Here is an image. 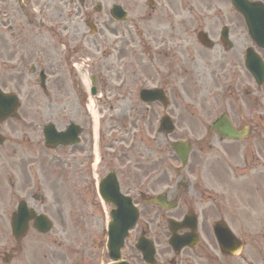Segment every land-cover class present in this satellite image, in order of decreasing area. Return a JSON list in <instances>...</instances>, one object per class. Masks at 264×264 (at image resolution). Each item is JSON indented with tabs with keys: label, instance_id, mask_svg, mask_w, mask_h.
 <instances>
[{
	"label": "flooded vegetation",
	"instance_id": "af4514ba",
	"mask_svg": "<svg viewBox=\"0 0 264 264\" xmlns=\"http://www.w3.org/2000/svg\"><path fill=\"white\" fill-rule=\"evenodd\" d=\"M215 8L216 4L212 0H190L187 3L184 0H0V90L31 91L36 86L39 88V84L30 77L36 76L38 68L44 66L45 74L53 76L52 80L47 81L48 87L52 92L61 91L60 79L57 78L61 73V64L56 60L60 54L57 51V39L63 37L65 49L69 50L68 60L81 58V44H87L90 29L95 32L100 80L104 83V73L114 68L121 71L127 65L133 73L141 69L151 71V77L141 79L135 76V82L160 79L172 91L178 90L180 74L195 76V89L198 92L199 87L202 92L206 91L211 82L218 86L222 80L232 79L237 87L233 89L234 96L240 99L248 94L246 30L230 17L211 18L210 12ZM224 28H227L231 46L222 42ZM202 32L212 41L209 48L191 43L193 36L197 40ZM60 107L62 105L51 99L49 114L58 118ZM63 108L64 112L67 110L70 114H80L72 110L71 105L63 104ZM188 120L192 119L185 117L184 121ZM7 124L6 121H0V186L10 187L13 190L11 197L22 199L25 188L37 176L34 169L38 163L37 158L29 154V149L20 147V143L9 144ZM80 145L64 150L65 169L72 177L66 183L67 189L74 199L82 198L83 191L80 188L87 181L86 169H79L83 162L77 155L84 151ZM256 145H264L262 135L257 138ZM262 161L263 156L259 154L257 167L261 169L255 175L259 206L256 254L250 253L251 258L245 257L242 261L223 256L215 243L213 226L220 220H216L222 211L220 205L199 195L198 185L184 183L183 174L177 170L164 168V164L147 167L145 192L152 196L165 194L168 200H177V213L171 218L181 224L191 215L196 221L198 232H202L210 243V249L201 245L196 248L185 247L178 255L169 254L158 243L164 250V258L157 264H264ZM121 176H125V173L121 172ZM245 178L249 180L247 174ZM47 189L55 191L48 185ZM0 198L6 199L7 196ZM31 198L44 202L38 193ZM188 232L187 228L179 229L180 236ZM245 232L246 228L240 230L242 235Z\"/></svg>",
	"mask_w": 264,
	"mask_h": 264
},
{
	"label": "rangeland",
	"instance_id": "374dc122",
	"mask_svg": "<svg viewBox=\"0 0 264 264\" xmlns=\"http://www.w3.org/2000/svg\"><path fill=\"white\" fill-rule=\"evenodd\" d=\"M215 2H216V4H219V5L224 4V3L226 5L228 3V0H215ZM221 6H224V5H221ZM85 59H86L87 63H89V64L91 63V57L90 56H87ZM94 63H95V61H94ZM115 77L117 79L120 78L119 75H115ZM178 86H181V88H183L184 81L183 80L180 81L178 83ZM70 90L71 91H69L68 93H70V95L74 96V91H72V89H70ZM65 93L67 94V92H65ZM20 94L22 97L23 105H24L23 110L25 109V114L28 115L26 117V121L27 122L33 121V125L37 129L39 126V122L45 121L46 117L48 115V112L43 109V107L48 104V98H45L42 95V93H39V92L22 91ZM174 94H175L176 98L179 99V97L177 96V93H174ZM29 95H31V98L28 99ZM133 100H134V98H133ZM97 101L98 100H95V111L98 112V116L99 115L100 116L105 115L104 113L106 111L107 105L104 104V102L102 100L101 101L103 103H98ZM111 106H112L111 110H113V108L117 107L118 109H116L115 111H119L121 115H122V113H125V115H122L123 116L122 120L119 122L120 133L124 132L125 127L128 128L129 126L132 129L133 128H136L138 130L142 129V125L139 122H136L135 126H131L130 122L127 120L131 116V114L132 115L140 114L139 108H135L134 109L135 111L132 112L133 109L130 106H128V104L125 101L113 102V104H111ZM175 106H176V102H174V100H173V106L169 109L168 112L170 113L172 110L173 115H175V116H177L178 113H180L182 120H184L185 117L189 116L188 113H184L181 108H180L181 110L179 111V108H176ZM208 107H209V105L206 104V106L203 108V111H201L197 115H199V116L205 115V112L208 110ZM206 108H207V110H206ZM73 110L76 113H78L75 108ZM109 113H111V112H109ZM108 115L111 116L112 114H108ZM147 115L148 114H146V116ZM150 115L152 116L154 122H156L158 119H160L164 115V113L162 112L161 108H159L158 106H155L154 109L151 111ZM210 115H211V113H210ZM78 116L79 115H74L73 117L78 119ZM205 116H207V115H205ZM105 119L103 120V124L106 123V122H104ZM52 121H54V120H52ZM56 121H54V122L56 124H58L59 127L64 125V123H62L63 120L60 119V117H58V120L56 119ZM184 122L189 124L190 128L192 129V133H195L198 136L204 134L203 129L197 125L198 123L194 122L193 120H188V121H184ZM103 124H102V130H103ZM155 124L156 125L154 126V129H155V127L157 129L158 123L156 122ZM83 125H84V127H86V122L83 123ZM110 127H111L110 124L106 123L105 124V130L103 131L102 134L105 133L104 135L106 136V133L109 131ZM13 128H14V131L17 132L18 134L20 131H22V132L25 131L26 133L31 132V129L26 128V127H25V129H21L22 127H18V126L13 125ZM143 129H144V127H143ZM262 130L264 131V128ZM147 134L148 133L145 131V133H143V135L137 136L140 140V143L137 144V147L132 152V153H134V157L130 158L129 153H127L126 154V155H128L127 158H125V159L122 158L123 161H122V164H120V165H122L124 167V170H128L129 167H131L134 164V162H133L134 160H135L136 164H139L141 166L145 165L146 153H148L150 151V148H152V146L148 145L147 148H145V144L147 143V141L145 139H140V138L147 137ZM184 135H186V134L184 133ZM117 138H120V137L117 136ZM149 141H150V139H149ZM163 141H165V140H164L163 136H161V135H159V137H157L155 139V142L159 143V147H161L162 145L164 146ZM121 148H123V147H121ZM218 148L221 149L219 152H215L213 154H208V153L206 154V152L204 151L205 153H203V155H199V156L195 157L193 159V161L191 159L190 163H193V164L198 163V164L204 165V167H202L203 172L201 174V179H203L205 181L212 180V181L216 182L215 186L213 187V189L216 190L214 192L215 194L223 195V196L224 195L230 196L231 193L229 192V188L227 190L224 188V186L225 185L227 186V184H224L221 182L227 181L228 178L230 180V177H232V179H233V176H234L235 180H237V181L239 180V178L236 176H238L240 174L239 170L241 169V166L243 165L244 152H243V150L239 149V144H237L235 146H230L227 148V152H226L230 155V157H228V156H226V154H224L225 152L222 150L221 146H219ZM155 150H156V148H154V150L151 151L147 155V158L152 160L153 156L155 155ZM254 150L258 151V153L263 156L262 162L264 163V145L262 147L259 145H255ZM103 153L104 152L102 151V154H100V157H103ZM258 153L256 152L255 156L248 155V160L250 161L251 158L255 159L256 157H258L259 156ZM159 154L160 155H158V158L161 157V155H162L161 152H159ZM169 155H170V153L167 151V152H164V155H162V156H164L166 161L170 162L169 161ZM104 157H105L104 162H106V163H112V161L115 160V159L110 158L108 156H104ZM206 159H209V160L206 161ZM206 164H209V166ZM137 173L139 174V178L141 179L143 177L144 170H142L141 172H137ZM232 186H234L237 189V193H238L239 189L243 188L241 182L238 184H235V185L232 183ZM235 188H233V190H235ZM248 205H249V203H248ZM1 207H2V205L0 206V208ZM10 207H12V209H13L14 204H10V203L6 204V208L10 209ZM11 211L12 210H9V215H10ZM81 212H83V211H81ZM52 214H54V216L52 215V217H53V220L55 222V225H54L55 232H53L52 235H54L55 237H61V235L63 234V232L65 230V228L62 225V220H60V217L57 218V216H59L58 212L53 213V210H52ZM106 221L107 220L104 218V220L100 221V223L103 222L104 227H105ZM94 222L95 221H93V223H92L93 226L95 225ZM64 223H65V225H67L66 219L64 220ZM66 228H67V231L64 233V238H61L59 240V243L62 245L58 246V244H57V246L55 247L57 249L62 250L65 253V257L58 258L53 264H65V263L70 264V261L73 258L70 257L68 254H71V256H72V252L74 251V249L78 246V244L81 241L79 239V237L75 235L76 232L82 228V225L80 223H79V225H77L76 230L74 229V226H71V227L67 226ZM93 229H95V228H93ZM14 243L15 242H14L12 236L9 234V232L7 231V233H6L5 230H1V232H0V251H3L7 245L11 249V247L14 246ZM39 245H41L40 241H39ZM70 246H72L73 248L70 249ZM24 252H25L27 259H28V252H29L28 249H26ZM263 256H264V253H263ZM35 257H36L37 264H49V262H46L43 259V254L41 251L39 252V254L36 252ZM17 263H20V260H14L12 264H17ZM0 264H4L2 257L0 259ZM25 264H27V263H25Z\"/></svg>",
	"mask_w": 264,
	"mask_h": 264
},
{
	"label": "water",
	"instance_id": "95a60500",
	"mask_svg": "<svg viewBox=\"0 0 264 264\" xmlns=\"http://www.w3.org/2000/svg\"><path fill=\"white\" fill-rule=\"evenodd\" d=\"M236 8L245 15L248 24L252 29L253 34L260 41L264 47V11L262 8L248 6L245 0H232ZM14 100V98H11Z\"/></svg>",
	"mask_w": 264,
	"mask_h": 264
}]
</instances>
